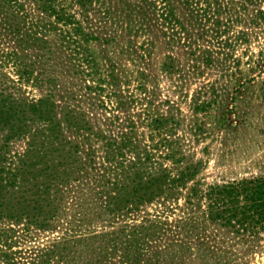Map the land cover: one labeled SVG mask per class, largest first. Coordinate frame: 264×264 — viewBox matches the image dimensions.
I'll list each match as a JSON object with an SVG mask.
<instances>
[{
  "label": "trees",
  "instance_id": "obj_1",
  "mask_svg": "<svg viewBox=\"0 0 264 264\" xmlns=\"http://www.w3.org/2000/svg\"><path fill=\"white\" fill-rule=\"evenodd\" d=\"M261 1L0 0V264H240L225 246L264 234V174L204 184L189 141L231 126L229 90L253 78L229 51L243 33L228 34L250 9L263 14ZM153 34L170 51L168 73H218L186 121L172 103L137 98L119 64L92 49L121 42L138 63L135 40L152 45ZM137 73L136 89L150 92ZM96 107L112 113L106 128L91 121ZM20 225L63 231L26 248Z\"/></svg>",
  "mask_w": 264,
  "mask_h": 264
},
{
  "label": "rangeland",
  "instance_id": "obj_2",
  "mask_svg": "<svg viewBox=\"0 0 264 264\" xmlns=\"http://www.w3.org/2000/svg\"><path fill=\"white\" fill-rule=\"evenodd\" d=\"M256 8L264 11V0ZM241 32L244 40L235 42V46L229 51H232L239 59L238 67L242 74L240 77H251L253 81H247L238 89L229 90L228 100L232 98L234 105V114L230 115V120L233 121L231 126L214 125L215 130L211 133L198 140L190 138L189 141L192 159L199 163L195 180L204 184L264 174V13H257L256 9H250L242 21L233 26L228 36L234 38ZM149 37L152 38H150L152 45L147 44L146 37L135 40L146 51L145 54L143 53V59L138 63L133 62V58L124 53V49L121 48L124 45L122 46L121 42L103 48L100 44L92 43V49L97 55L107 54L119 64L120 71L128 75V90L137 98L138 96L148 97L154 101V104L160 103V108L164 110L170 105L169 103H172L179 108L186 121L192 114V97L204 83L219 79L218 73L215 70L204 69L202 75L185 79L177 72L168 73L162 65L165 55L170 53L165 40L157 34L149 35ZM144 43L147 46H144ZM139 52L142 53L140 50ZM180 52H182L181 48H175L172 54L181 59ZM138 69L146 73V80L143 81L150 92L144 93L136 89L137 80L140 78ZM26 90L29 91V96L39 95L38 90L31 87ZM137 107L139 103H135L133 108L137 109ZM90 112L91 121L95 125L107 127V119L112 113L100 107ZM113 113L120 114L119 111H113ZM140 129L145 130L142 127H139ZM10 148L23 151L25 141L23 139L11 141ZM182 202L183 199L180 198L179 206ZM154 210L155 205L146 206L136 215V218L140 219L145 214L154 213ZM180 210L181 207L174 208L172 213H167L168 220L178 218ZM18 229L21 237L19 240L26 248L44 246L59 237L63 231L62 228L48 231L30 227L26 232L23 225H20ZM225 247L235 254L240 264H264L263 233L252 244Z\"/></svg>",
  "mask_w": 264,
  "mask_h": 264
}]
</instances>
